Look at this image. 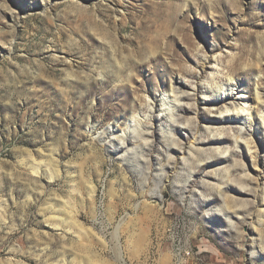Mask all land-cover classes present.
Instances as JSON below:
<instances>
[{"label": "rangeland", "instance_id": "rangeland-1", "mask_svg": "<svg viewBox=\"0 0 264 264\" xmlns=\"http://www.w3.org/2000/svg\"><path fill=\"white\" fill-rule=\"evenodd\" d=\"M259 114L264 0H0V264H264Z\"/></svg>", "mask_w": 264, "mask_h": 264}, {"label": "bare ground", "instance_id": "bare-ground-1", "mask_svg": "<svg viewBox=\"0 0 264 264\" xmlns=\"http://www.w3.org/2000/svg\"><path fill=\"white\" fill-rule=\"evenodd\" d=\"M213 76H215V74L213 73V71H210V76L206 77L207 80L204 82V84H205V86H207V88H209L210 90L216 92L218 94V96H220L221 98H224L226 95L223 94V93H221V92L226 91L227 90L226 89L227 85L228 86L229 85H232V81H231V79H229L228 80V83L224 85V84H221V83L214 82L213 81V78H212ZM177 87L176 88L175 87H171L170 94H172L173 97L171 98V101H166V103H165V106L167 105V115H168L169 118L173 117V111L175 109L172 104H175V102L178 101V99L175 98V95L177 93L176 91L179 88V87L178 88ZM255 94H256V102L258 104L261 103V100H260L261 97H260V93L258 92V90H256V93ZM243 97L244 96H236V95H234L232 93H230L226 97L228 99V101H227V104L228 105L223 108V110L221 112L222 113V116L225 117V118L228 117V118H230L232 120L233 119L235 120V122H231V124H229V127L228 128L235 127V124H237V123L242 124L241 121H243L244 123H247L248 121H251V118H252V116L254 114V111L251 110L253 107H252V104L249 101L243 100ZM166 98H169V97H166ZM162 105H164V103L161 102L160 103V106H161L160 107V110L163 107ZM151 109H153V108H151ZM164 110H162V111H164ZM255 112H257V111H255ZM258 112L260 113V111H258ZM260 119H261L260 121L262 122V125L264 126V115H260ZM129 122L131 124H133V125H127L126 128L127 129H131L133 131H136V135L138 137H142V135H141L142 133L139 131V128L141 127L140 121L136 120L135 117H131L130 120H129ZM125 135H127V133L123 132L122 133V137H115V138L117 139L118 142L125 144V142H124V136ZM238 138H242V134L241 133H239L237 136H235V139L234 140H235V143L236 144L238 143ZM244 144H245V146H247V149L250 150L249 149L250 141L249 140H246L244 142ZM188 151H192L191 148ZM218 153H220V152H218ZM230 157H231V161L234 162V159H233V157H232L231 154H230ZM36 168H39V167L37 166ZM36 168L33 170V173L35 175H38L39 174V170L36 169ZM51 178H53V176ZM239 184H241L240 187H242L243 185H246L247 183L240 181ZM261 216L264 217V211L261 212Z\"/></svg>", "mask_w": 264, "mask_h": 264}]
</instances>
